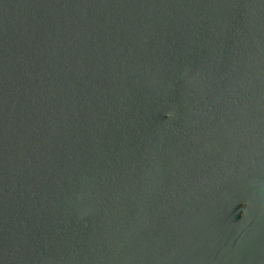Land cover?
I'll use <instances>...</instances> for the list:
<instances>
[{
  "label": "water",
  "instance_id": "obj_1",
  "mask_svg": "<svg viewBox=\"0 0 264 264\" xmlns=\"http://www.w3.org/2000/svg\"><path fill=\"white\" fill-rule=\"evenodd\" d=\"M0 264H264V0H0Z\"/></svg>",
  "mask_w": 264,
  "mask_h": 264
},
{
  "label": "clouds",
  "instance_id": "obj_2",
  "mask_svg": "<svg viewBox=\"0 0 264 264\" xmlns=\"http://www.w3.org/2000/svg\"><path fill=\"white\" fill-rule=\"evenodd\" d=\"M166 115H167L168 117H171V116H172V113H171V112H168V113H166ZM243 206H244V207H247V202H246V201L243 202ZM241 215H244V213L242 212Z\"/></svg>",
  "mask_w": 264,
  "mask_h": 264
}]
</instances>
